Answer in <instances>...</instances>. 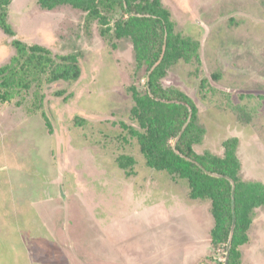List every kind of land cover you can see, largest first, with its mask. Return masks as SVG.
<instances>
[{
	"label": "rangeland",
	"instance_id": "rangeland-1",
	"mask_svg": "<svg viewBox=\"0 0 264 264\" xmlns=\"http://www.w3.org/2000/svg\"><path fill=\"white\" fill-rule=\"evenodd\" d=\"M161 2L175 33L199 42L190 63L165 64L160 80L197 108L204 132L195 152L222 157L235 139L243 180L264 185V0ZM98 12L106 25L69 5L7 7L14 35L0 30V66L18 40L54 59L75 54L80 77L0 102V264H226L233 225L213 241L210 201L148 168L130 136L132 92L147 91V73L132 42L112 34L127 14ZM118 157L131 167L120 169ZM247 234L240 264H264V206Z\"/></svg>",
	"mask_w": 264,
	"mask_h": 264
},
{
	"label": "trees",
	"instance_id": "trees-1",
	"mask_svg": "<svg viewBox=\"0 0 264 264\" xmlns=\"http://www.w3.org/2000/svg\"><path fill=\"white\" fill-rule=\"evenodd\" d=\"M12 2L0 0V30L8 36L14 35L7 20V7ZM38 4L46 11L69 5L87 12L91 20L102 26L106 22L98 12L100 8L116 7L127 14L126 20L111 29L112 34L118 40L132 42L135 58L147 73V91L141 95L132 92L134 105L129 117L137 128H130L129 134L136 140L148 168L183 181L191 199L210 201L215 226L213 241L226 239L233 225L226 264H240L237 249L248 239L255 210L264 206V185L243 180L235 139L224 144L222 157L209 152L197 154L194 148L202 142L204 132L197 108L181 92L165 90L160 84L165 76V64L190 63L197 54L199 42L175 33L172 16L161 0H38ZM107 31L104 29L102 34ZM12 45L15 56L0 66V87L5 89L0 94L1 103L9 102L13 94L30 89L32 84L74 82L80 77L75 54L54 59L41 46L27 47L18 40L12 41ZM171 139L175 140L174 146L168 144ZM131 164V158H117L120 169Z\"/></svg>",
	"mask_w": 264,
	"mask_h": 264
}]
</instances>
